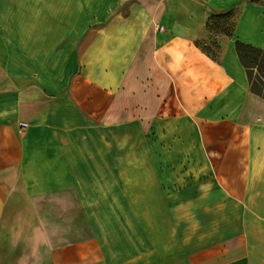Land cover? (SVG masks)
Returning <instances> with one entry per match:
<instances>
[{
	"label": "crops",
	"instance_id": "0c3cea01",
	"mask_svg": "<svg viewBox=\"0 0 264 264\" xmlns=\"http://www.w3.org/2000/svg\"><path fill=\"white\" fill-rule=\"evenodd\" d=\"M237 40L264 48V0H0V264H264Z\"/></svg>",
	"mask_w": 264,
	"mask_h": 264
},
{
	"label": "trees",
	"instance_id": "16d2710c",
	"mask_svg": "<svg viewBox=\"0 0 264 264\" xmlns=\"http://www.w3.org/2000/svg\"><path fill=\"white\" fill-rule=\"evenodd\" d=\"M227 12H232V10ZM236 47L240 59L247 70L251 90L264 97V48L256 47L240 40L236 41Z\"/></svg>",
	"mask_w": 264,
	"mask_h": 264
},
{
	"label": "rangeland",
	"instance_id": "374dc122",
	"mask_svg": "<svg viewBox=\"0 0 264 264\" xmlns=\"http://www.w3.org/2000/svg\"><path fill=\"white\" fill-rule=\"evenodd\" d=\"M238 18V10L232 12H217L213 15L210 28L213 32L214 41L212 44L199 43L200 46L210 54L218 55L221 51V44L228 39H234L235 24ZM257 72L256 69L254 70Z\"/></svg>",
	"mask_w": 264,
	"mask_h": 264
}]
</instances>
